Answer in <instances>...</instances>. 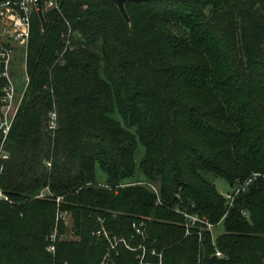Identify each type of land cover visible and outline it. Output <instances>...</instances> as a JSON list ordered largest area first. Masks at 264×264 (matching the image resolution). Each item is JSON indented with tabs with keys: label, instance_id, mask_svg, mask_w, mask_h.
Segmentation results:
<instances>
[{
	"label": "trees",
	"instance_id": "trees-1",
	"mask_svg": "<svg viewBox=\"0 0 264 264\" xmlns=\"http://www.w3.org/2000/svg\"><path fill=\"white\" fill-rule=\"evenodd\" d=\"M126 8L130 21L109 0H43L45 24L34 15L0 174V264H264V0ZM256 172L232 206L207 176L231 189ZM183 212L223 231L187 233Z\"/></svg>",
	"mask_w": 264,
	"mask_h": 264
},
{
	"label": "built area",
	"instance_id": "built-area-1",
	"mask_svg": "<svg viewBox=\"0 0 264 264\" xmlns=\"http://www.w3.org/2000/svg\"><path fill=\"white\" fill-rule=\"evenodd\" d=\"M60 1L45 0V6L47 9H59ZM35 14H38L37 0H0V174L10 158L6 143L30 83L27 56ZM19 72H22L21 77ZM48 128L53 135L59 128V113L56 106L49 112ZM51 165V161H48L47 166ZM261 175L259 172L253 173L246 180L237 182L233 188L222 192L229 205L232 206L236 196L245 191ZM0 199L12 201L1 188ZM183 213L186 218L187 233H190L191 228L198 223L205 225L213 232L215 225L208 218L201 217L198 213ZM137 230L140 232V229ZM97 233L110 237L105 229H100ZM54 239L55 235H52V240ZM114 241L116 243L122 241L131 248L125 238H120L119 241L114 239ZM48 249L54 251L55 246L50 245ZM216 255L222 256L223 253L217 250ZM155 264H162V262Z\"/></svg>",
	"mask_w": 264,
	"mask_h": 264
},
{
	"label": "rangeland",
	"instance_id": "rangeland-1",
	"mask_svg": "<svg viewBox=\"0 0 264 264\" xmlns=\"http://www.w3.org/2000/svg\"><path fill=\"white\" fill-rule=\"evenodd\" d=\"M22 75V72H19V76L21 77ZM21 81V80H20ZM20 87H22V85L20 84ZM144 152H145V148L144 146L139 143V147H138V150H137V153H136V160H137V164L139 166V162L140 160L142 159V157L144 156ZM97 175H98V180H99V183L101 185H105L106 182V174L105 172L100 168V166H97ZM137 175H138V178H142L141 174L139 173V171L137 172ZM208 178L216 184V186L218 187V189L221 191V192H224V191H228L230 189L229 185L225 182L224 179L220 178V177H217L211 173H208L207 174ZM141 183V182H140ZM142 183H145V181H143ZM150 185V184H149ZM151 187L154 188V190L157 191V188L155 186H152L150 185ZM39 196L40 197H46V196H51L52 192L50 191L49 187H45L43 189H41L39 192H38ZM62 197H57V202L59 203L60 201H62ZM59 215L60 216H63L66 220V223L68 225V232L66 234V238H75V235H74V232H73V217H72V214L71 212L67 211V210H59ZM223 231V227L222 226H219V227H216L213 229V233H214V237H217L218 234L220 232ZM107 233H109L110 235V232L106 231ZM114 239H117L118 241L120 240V238L117 236V235H114Z\"/></svg>",
	"mask_w": 264,
	"mask_h": 264
},
{
	"label": "water",
	"instance_id": "water-1",
	"mask_svg": "<svg viewBox=\"0 0 264 264\" xmlns=\"http://www.w3.org/2000/svg\"><path fill=\"white\" fill-rule=\"evenodd\" d=\"M109 1L114 2L118 6L120 12L125 17V19L127 21H130V16L126 8V3L131 1H149V0H109ZM37 7H38V15L42 19L43 24H45L42 0H37Z\"/></svg>",
	"mask_w": 264,
	"mask_h": 264
}]
</instances>
